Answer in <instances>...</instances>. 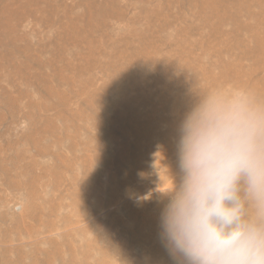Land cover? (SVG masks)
Here are the masks:
<instances>
[{"label": "rangeland", "instance_id": "1", "mask_svg": "<svg viewBox=\"0 0 264 264\" xmlns=\"http://www.w3.org/2000/svg\"><path fill=\"white\" fill-rule=\"evenodd\" d=\"M21 1L24 2L25 0ZM168 1L51 0V3L56 5L55 8H59L57 9L58 13L56 12L59 22L71 19L80 30L85 27L91 28L93 30L92 33H89L90 37L92 35L91 40L97 42L95 44H106L105 47L111 46V44L124 43L121 40L134 33V27L142 30L141 24L143 25L145 20H139V18L147 8L168 9L169 20L165 36L167 39L169 38L171 46L172 39L176 38L178 30L183 26H200L202 30L199 32L206 29L205 31L209 33V30L204 28L196 16L197 8L187 9L184 12L185 18L182 19V16L180 17L182 9L178 8V1ZM250 1L253 14L249 18L241 19L244 24L253 27L259 38V45L262 44L258 59H261L259 62L263 66L264 0ZM5 3L12 4V0H5L4 2L0 0V10ZM13 22L18 27L19 34L27 33L29 41L33 42L35 47L39 44L34 36L37 32L42 35V42L44 40L45 44L48 42L47 46L50 43L55 44L48 39L49 37L60 35L58 33L60 32L59 27L56 25L55 27L47 26L38 22L31 14H27L22 22L16 21L15 18H13ZM226 25V28L230 30V23ZM2 34L3 30L0 25V54L8 58L9 47L6 43V36H2ZM242 36L245 39L248 38L246 39V49H250V47L254 49V46H259L251 39L249 31H243ZM190 40H192V55H194L192 57H204L203 62H210V65L218 58L235 62V59L238 60L239 58L240 51L245 50L239 48L234 53H229L223 50L224 48L220 44L216 45L212 42L210 36L203 37L202 32L194 33ZM24 45V41L18 43V47ZM55 45L54 48L50 45V48L47 47L46 50L38 54V57L34 58L39 59L41 56L43 59L48 58L49 52H52L51 48L55 50L57 47ZM75 51L76 48L73 47L71 52L75 53ZM174 55L175 51L166 44L163 51L158 55L157 61L162 60L166 63V60ZM18 56L16 64L11 63L20 69L22 59L25 57L23 58L21 54ZM260 56L263 57L260 58ZM96 58L100 59L99 62L101 63L91 64L83 71L78 67L82 61L75 57L74 69L76 70L73 69V72H68L73 76L69 83L64 81L66 84L61 82L65 76L62 63L57 62L56 65L60 66L57 68L61 75L58 76L60 79L53 78L51 80V83L54 84L51 91L44 89L42 85L37 84V81L32 80L31 76L37 74L33 65L23 72L29 80L25 81L23 76H19L15 72L10 62L2 61L4 68L0 74V240L2 239L0 241V253H2V255L0 254V264H7L9 260L8 264H18L20 261L22 262L19 264H38V262L39 264H47L50 257L52 264H100L101 262V264H176L161 238L160 214L165 200L163 195L157 192L159 178L149 175V173L153 154L158 153L160 162L156 166L160 169L161 179H167L164 165L170 166L171 171L178 174L177 143L179 139L178 125L180 123H172L175 119L173 118L175 113L167 106L161 107L160 113L155 114L152 108L158 110L156 106L159 104V96L162 94L147 101L146 97L150 98L151 94H157L148 90L151 88L150 85L147 88L140 89L138 87L134 90L124 85L122 87L123 93L130 95V100L126 106L121 101H117L113 92L115 89H119L116 83L117 76L105 69V65L108 64L105 55L98 54ZM134 59L141 65L142 71L148 72L145 71V68H151L147 55H141L140 51L135 54ZM245 60H243V65L249 71L253 67V61ZM45 70L47 68H44V72L48 74L49 69ZM75 71L77 72L75 73ZM263 72L264 67L258 71V76L264 77ZM154 73L161 72L153 66V72L150 75L152 76ZM187 74L189 77L186 76V87L191 88L190 75L192 72H187ZM133 76L135 80L134 73ZM142 77L143 75L137 71V78ZM203 78L200 77L197 80L198 84L201 85L197 88L194 87L190 102L181 109V118L198 99L197 95L201 88L207 89L206 85L204 86L206 80ZM221 83L220 87L243 89L244 91L247 89L246 92H250L248 87H241L237 81L229 76H226ZM152 89L155 91L157 87L153 86ZM179 91L174 85L169 92L174 96L168 94L167 100L169 102L176 100V102L182 103L183 95ZM63 94L67 99V104L61 99ZM248 94L252 96L250 98L255 105L264 108V105L262 106L264 104V89L261 94L256 96L251 92ZM260 102L261 104H259ZM147 112L154 113V118L151 116V119L153 118L152 121L156 122L155 128L159 124V131L155 129L156 134L137 143L135 133L133 135L129 132L132 127L130 129H128L129 127L125 128L123 121L125 119L128 121L130 114H147ZM119 115L124 116L123 120L119 119ZM123 129L127 132H123ZM128 138L129 140H127ZM128 141L129 143H127ZM145 141L149 142L150 146L152 145L149 149ZM163 142H166V146L162 144ZM122 144L125 146L122 147ZM120 147L126 148L122 150ZM135 147L137 157L143 156L142 158L149 164L141 172L135 163V155L132 153ZM168 147H170L169 150ZM127 148H129L128 152ZM161 149L164 151V156ZM143 151L145 152L143 153ZM104 155L109 156L107 157L109 159ZM126 161L129 162V165ZM141 173L144 174L143 178L139 175ZM29 177L31 178L29 179ZM77 191L80 195L75 193ZM96 203L101 205L97 207ZM86 240L90 243L88 244ZM87 244L90 247L84 246ZM87 254L88 256H86ZM5 257L7 258L5 259ZM85 258H89V260Z\"/></svg>", "mask_w": 264, "mask_h": 264}, {"label": "bare ground", "instance_id": "2", "mask_svg": "<svg viewBox=\"0 0 264 264\" xmlns=\"http://www.w3.org/2000/svg\"><path fill=\"white\" fill-rule=\"evenodd\" d=\"M1 1L4 2L5 0H1ZM177 1H178V4H177L178 8L180 7L182 9V13L180 15V17L182 16V19L185 18L184 12H186L187 9L193 8V7L197 8V13H196L197 18H199V20L201 21L204 28L206 27L209 30V33H208V31H205L206 29H204V31H201L203 37L210 36L212 42H214L216 45L220 44V46L224 48L223 50L228 51L229 53H234V51L236 49H239V48L245 49L243 51H240L238 60L235 59V62H233V61H225L223 59L218 58L217 61H215L212 64L213 65L212 66V65H210L211 64L210 62H206V63L203 62L205 60V59H203L204 57L203 58L202 57L193 58L192 57V56H194V55H192L193 47L191 44L192 40H190V37H193L194 33H201V32H199L200 30H202V27H200V26H189V27L183 26L182 28L179 27L180 29L177 32L176 38L172 39V41H171V44H172V46H171L169 43L170 42L169 38L167 39V37L165 36V31H166V28L168 27V20H169L167 8H147L146 11H143L144 13H142L140 18H139V20H145L143 25L141 24V27L143 28L142 30H140L137 27H134V33L129 34V36L125 37V38L121 37V38H124V40H121V41H124V43H122V44L116 43L114 45L110 43L111 46L105 47L106 44L105 45L95 44L97 42H93L91 40L92 35L90 37V34H89V33L93 32V30L91 28L85 27L83 30H80L75 26V23L71 19L70 20L66 19L63 22L62 21L59 22L57 17H56V12L58 13L57 9H59V8H55L56 5L52 4L51 0H25L24 2H22L21 0H12V4H7V3H5L4 5L2 4L3 6L0 10V25H1L2 30H3L2 36H6V43H7V46L9 47L8 48V51H9L8 58L3 56L2 54H0V74H1L2 69L4 68V63L2 61L7 60L8 62H10L11 66L13 67L15 72L19 76H23L24 77L23 79L26 81V80H28V78L23 72L25 70H28V68H30L33 65L36 69L37 74H36V76H31L32 80H34L35 82L37 81V84L39 83V85H42V87L44 89L51 91L54 88V86H53L54 84L51 83V80L53 78H59L58 76L61 75V73L58 71V68L60 66L56 65V64H58L57 62H60V64L62 63V70L65 72L64 73L65 76L63 78L60 76L62 78L61 82L64 83V81H65L66 83H69L70 82L69 80L72 79L73 75L68 74V72H70V71L73 72V69L75 68V65H76V63H74L75 57L80 59V61H82L78 64V67L84 71L85 68L91 64L101 63V62H99L100 59L98 60L96 57L98 56V54H102V55H105L107 57L106 62L108 64L105 65V69H107V71H110L111 73H113V75L115 74V76H117L116 83L118 84L119 89H115V91H113L115 96H116L117 101L118 100L121 101L126 106L130 100V95L123 93L122 87L124 85L129 86L133 90L137 89L138 87H140V89L147 88L150 85L151 88L148 90L153 91L157 94L156 95L151 94L150 98L146 97L145 99L147 101H149V99L157 97L158 95L162 94L159 96V102H158L159 107H158V105L156 106V108L158 110H155L154 108H152V109L155 112V114H158V113H160L159 109L161 107H165V106L169 107V109L173 113H175V117H173L175 119L173 121L170 120L174 124L181 122L182 118H181L180 111H181V109L185 108V107H183L184 105H187L190 102L191 95L193 94L192 91H193L194 87L197 88V86L201 85V84H198V82H197V80L200 77H204L203 79L206 80V84H204V86L206 85L205 87L207 89L213 88V87H220V84H222L221 82L225 80V77L229 76L230 78H233L235 81H237V83H239L241 85V87H248V90L251 92V94L253 93V94H255V96L261 94V92L264 89V77H262V76L259 77L258 71H260L261 68L263 69L264 63L262 66V64L259 62V60H261V59H258V53L262 49V47H261L262 44H261V46L259 45L260 44L258 42L259 38H258L256 32L254 31L253 27H250L248 24H244L242 22V19H241L244 17L249 18L252 16V14H253L252 8H250L251 4H252L251 1L250 0H177ZM100 9L103 10V8H100ZM27 14L33 15L38 22L44 23L47 26L49 25V26L55 27V25H56L57 27L60 28V32H58L60 35H52L51 37L48 38L51 42H55V44H57V45H55V44L52 45L50 43L49 46H47L48 42H46V44H45V40H44V42H42V39H43V38L41 39L42 35L37 32L34 34V36L39 41V44L37 47H35L33 42L29 41V39H28L29 36H27L28 35L27 33L19 34V32L17 30L18 27L13 24L14 23L13 18H15L16 21L22 22V19ZM102 18H103V16H102ZM228 23H230V25H231L230 30H228L226 28V26H227L226 24H228ZM127 27H128V25H127ZM174 28H176V27H174ZM98 29H96V30H98ZM126 31H128V30H126ZM243 31H249L251 39H253L254 42H256V44H258L259 46H256V47L254 46V49L253 48L251 49V47H250L251 50L246 49L247 48L246 47V45H247L246 39H248V38L245 39L242 36ZM34 32H36V31H34ZM32 36H33V34H32ZM21 41L22 42L24 41L25 45L23 47H18V43ZM166 44H167V46H169V48L171 50L175 51V55L172 56L169 60H166V63H164L162 60L157 61L158 55L163 51V48ZM50 45L52 47L54 45H55V47L56 46L57 47L55 48V50L51 48L52 52L51 53L49 52V54H50L49 57L45 56L48 58H46V59L41 58L43 56H41L39 59L34 58L36 56L38 57V54L41 51L46 50L47 47L50 48ZM253 45H254V43H253ZM73 47L76 48L75 53L71 52V49H73ZM138 51H140V54L143 56L147 55V57L149 59V63H151V68L150 67L145 68V71H148V72L142 71L141 65H139V63L137 61H135V59H134V56ZM19 54H21L23 58L25 57V59H22V66L20 69L17 67V65H13L11 63V62H14V63L16 62L17 57H19L18 56ZM235 54H237V53H235ZM10 55H12V57H10ZM261 57H263V56H260V58ZM206 58H207V56H206ZM245 59L253 61V63H252L253 67L251 68V70L249 69V71H247L243 65V60H245ZM230 60H231V58H230ZM245 61H247V60H245ZM57 66H58V68H57ZM153 66H154V68H157V71H159L161 73H158V74L154 73L151 76L150 74L153 72ZM44 68H47V70L49 69L48 74H45ZM47 70H45V71H47ZM74 70H76V69H74ZM137 71L143 75L142 78H137ZM76 72L77 71H75V73ZM187 72H192V75H190L191 76V82L190 83L192 84L191 88L186 87V83H185L186 82V76L189 77L188 74L186 75ZM133 73L135 74V80L133 79V77H134ZM50 75L51 76L53 75V77L51 78ZM62 76H63V74H62ZM159 78H161V79H159ZM187 80H188V78H187ZM66 83H64V84H66ZM87 83L91 84L89 81H87ZM223 84H224V82H223ZM174 85L177 87L178 90H180L179 92L183 95V100H181L182 103H178L179 101L176 102V100L172 101V102H169L167 100L168 94L173 95L172 93H169V92H170V88H172ZM240 85H238V86L240 87ZM153 86L157 87V89L155 91L152 89ZM189 86H191V85L189 84ZM201 90H204V88L203 89L201 88ZM250 92H248V93H250ZM19 93H20V91H19ZM61 94H62V92H61ZM199 94H200V92H199ZM199 94L197 95L198 97H199ZM177 95H176V97H177ZM250 97H252V96H250ZM259 97H261V96H259ZM61 99L65 104H67V99L64 96V94L61 95ZM178 99H181V98H178ZM260 99H262V98H260ZM259 104H261V102ZM263 105L264 104H262V106ZM98 107H100V106H98ZM15 109H16V107H15ZM125 112H127L126 109H125ZM128 114H130V113H128ZM103 116H105V115H103ZM151 116H153V118H154V113H150V112H147V114H145V113L144 114L133 113V114H130L128 121H126V119H125V121H123V125L125 128L129 127L128 129H130V127H132L133 133H132V130L129 132H131V134H133V135L135 133V136L137 137V138L135 137V139H137V143L142 142L143 140H145V138L147 139L149 136L152 137L154 134L157 133V131H159V129H158L159 124L157 123L158 124L157 128H155L156 122L152 121L153 118L151 119ZM123 117H122V115H119L120 120H123ZM108 120H109V118H108ZM54 127H55V125H54ZM124 127H122V128H124ZM155 129H158V130L155 131ZM125 131L126 130L123 129V132H125ZM121 133H122V130H121ZM125 134H127V133H125ZM131 137H132V135H131ZM127 140H129V138ZM130 140H131V138H130ZM119 142H121V141H119ZM125 143H126V141H125ZM127 143H129V141ZM146 143H147V148L149 149L152 145L150 146L149 142H146ZM165 143L163 142L162 144H165ZM118 145H117V147H118ZM124 146H125V144L122 147H124ZM145 146H146V144H145ZM164 146H166V144ZM167 146H169V145H167ZM133 147H134V145H133ZM125 148H121V149L124 150ZM169 148L170 147H168V150H169ZM128 149L129 148L126 149L127 152H128ZM122 150H121V153H122ZM133 150L134 151H132V153L135 155V163L137 164L138 169H140V172H141L144 169H146V167L149 164H147L145 162V159L142 158L143 156H141V157L139 156V158L137 157L136 152H135L136 147ZM161 151H163V149H161ZM118 152H117V154H118ZM144 152L145 151H143V153ZM146 153H147V151H146ZM148 153H150V152H148ZM165 153H168V152H165ZM114 154H113V156L117 155V154H115V155ZM123 154H125V153L123 152ZM163 156H164V151H163ZM104 157H106V155H104ZM107 157H109V156H107ZM158 157H160V156H158ZM123 158H125V157L123 156ZM107 159H109V158H107ZM150 160H151V157H150ZM159 162H160V160L158 158L156 161V164H158ZM127 163H128L127 165H129V162H127ZM133 163H134V161H133ZM169 168H170V166H169ZM173 168L175 169L176 167L174 166ZM148 170H149V167H148ZM56 176L58 177V175H56ZM165 177H166V175H165ZM30 178L31 177H29V179ZM91 183H89V184L91 185ZM33 184H34V182H33ZM93 188H95V187H93ZM89 190H90V188H89ZM85 192L87 193V191H85ZM75 193H78V191ZM87 196H88V194H87ZM77 197H79V196H77ZM76 200H77V198H76ZM76 202H78V201H76ZM96 205H97V203H96ZM98 205H99V203H98ZM98 205H97V207H98ZM97 207H96V209H97ZM2 218H4V217H2ZM20 220H22V219H20ZM20 225H22V224H20ZM10 226H12V225H10ZM20 230H21V227H20ZM8 231H9V229H8ZM21 236H23V235H21ZM11 239H12V237H11ZM19 239H21V238L19 237ZM3 241H4V239H3ZM3 241H2V243H3ZM83 242H85V241L83 240ZM86 242H87V240H86ZM9 244H10V242H9ZM55 244L57 245V242ZM59 244H60V242H59ZM88 244L84 245V246H88ZM53 246H55V245H53ZM59 246H56V247H59ZM84 246H81V247L84 248ZM10 247H11V245H10ZM88 247H90V245ZM88 247H85V248H88ZM105 248H107V247H105ZM34 250H36V249H34ZM58 250H60V249H58ZM10 252H12V251H10ZM4 253L6 254V252H4ZM83 253H84V250H83ZM0 254L2 255V253H0ZM30 254H32V253H30ZM89 254H91V253L89 252ZM15 255H17V254H15ZM86 256H88V254ZM7 257H5V259ZM33 257H34V255H33ZM56 257H58V256H56ZM85 259L89 260V258H85ZM158 259H159V257H158ZM2 260H4V259H2ZM98 260H100V259H98ZM3 262H5V261H3ZM9 262H10V260H9ZM20 262H22V261H20ZM30 262H32V261H30ZM36 262H37V260H36ZM44 262L46 263V261H44ZM14 264H17V263H14ZM38 264H39V262H38ZM47 264H52L51 257L47 261ZM154 264H156V263H154Z\"/></svg>", "mask_w": 264, "mask_h": 264}, {"label": "clouds", "instance_id": "3", "mask_svg": "<svg viewBox=\"0 0 264 264\" xmlns=\"http://www.w3.org/2000/svg\"><path fill=\"white\" fill-rule=\"evenodd\" d=\"M178 132V174L163 164L161 179L158 153L149 173L165 200L170 256L176 264H264V108L243 89H204Z\"/></svg>", "mask_w": 264, "mask_h": 264}]
</instances>
